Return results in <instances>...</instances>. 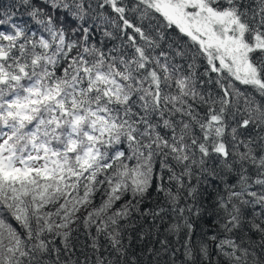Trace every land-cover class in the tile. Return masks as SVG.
<instances>
[{"label": "snow or ice", "instance_id": "1", "mask_svg": "<svg viewBox=\"0 0 264 264\" xmlns=\"http://www.w3.org/2000/svg\"><path fill=\"white\" fill-rule=\"evenodd\" d=\"M0 264H264V0H0Z\"/></svg>", "mask_w": 264, "mask_h": 264}]
</instances>
